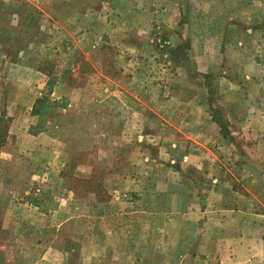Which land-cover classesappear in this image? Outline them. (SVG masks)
Masks as SVG:
<instances>
[{
	"label": "rangeland",
	"instance_id": "1",
	"mask_svg": "<svg viewBox=\"0 0 264 264\" xmlns=\"http://www.w3.org/2000/svg\"><path fill=\"white\" fill-rule=\"evenodd\" d=\"M119 2L131 6L140 0H0V264H40L41 261L79 264V250L70 249L75 244L79 249V240L94 239L81 228L91 231L93 226H98L99 220L94 215L97 212L132 210L131 200L141 194L131 191L129 182L134 174L152 183L160 178L179 176L168 170L166 164L171 161L168 154L164 159L160 157L163 166L154 163L146 168L138 163L135 169L141 170L134 172L131 165L137 158L133 152L146 151V143L132 139L129 133L131 127L136 129L137 126L128 122L130 118L121 123L127 133L126 139L120 142L116 139L118 124L105 122L103 111L92 105L96 100L118 98L121 88L118 84L128 87L132 79L131 73H122L123 78L120 77L121 72L116 67V62L121 66L120 55L124 60L129 54L136 56L137 52L124 49L115 38L120 35L112 28L120 16L118 7L114 8ZM147 3L155 4L152 8L159 11L154 13V19L150 12L139 17L143 22L149 18V25L150 20L154 25L153 31L150 29L153 42L145 44L141 50L145 51L142 56L146 58L145 67L155 64L152 73L155 78L150 86L153 93L149 96L155 99L161 96L164 80L171 88L172 81L167 76L174 78L173 72L185 65L184 78L192 86L188 95L194 94L196 89L207 112L224 122L226 130H243V126L247 130H262L264 0H147ZM163 5L170 6L168 11H162ZM88 9H91L90 14L86 13ZM121 15L126 17L124 13ZM193 47H199L204 61L222 62L223 69L213 73L198 72L193 64ZM148 56L153 57V62H149ZM132 65L137 67V61ZM100 68L113 81L101 76ZM211 68H214L212 64ZM163 70H169L165 71V77ZM238 70L247 72L239 74ZM234 79L243 89H248L252 100L241 112L228 104L231 101L226 90L229 93V88L237 86ZM59 83L64 84L59 91L62 97L50 93ZM179 83H183L182 78ZM65 85L75 89L64 88ZM104 88H109L110 92ZM124 94L130 98L128 91H120L119 97ZM43 97L57 100L59 105L70 103L71 98L88 102L90 107H86L84 113L70 114V108L45 104L39 116L34 115L33 105ZM241 114L246 121L244 124L229 121ZM155 116L156 129L162 134L166 126L161 124V117ZM39 121L44 130L34 134L32 127ZM227 141L245 151L256 149L246 151L243 156L236 149H223L219 156L221 173L231 177L234 183L239 182L233 174L240 172V176L237 175L240 179L241 174L254 173L251 184L258 183V179L261 182L264 171L257 164H264V155L257 149L260 145L255 144L256 140L235 137ZM153 148L149 151L157 156L159 151ZM206 173L209 172L199 173L201 182ZM70 191L82 200L70 203ZM63 197L68 198L67 202L65 200L67 215H70V205L77 216L90 213L86 219L75 216L72 228L75 222L82 227L72 235L70 218L41 211L60 203ZM162 205L158 204L160 208ZM166 206L175 211L176 205ZM119 218L112 216L107 221L113 227L129 221L135 226L139 222L140 228L146 226L145 218ZM152 221L161 233L169 228L174 231L178 225L174 218ZM165 243L166 240L156 237L155 252L147 254L150 262L176 263L172 253L165 250ZM96 256H92L93 260H98Z\"/></svg>",
	"mask_w": 264,
	"mask_h": 264
},
{
	"label": "crops",
	"instance_id": "2",
	"mask_svg": "<svg viewBox=\"0 0 264 264\" xmlns=\"http://www.w3.org/2000/svg\"><path fill=\"white\" fill-rule=\"evenodd\" d=\"M153 3L150 5L147 0H140L138 3L133 2V5L130 6L127 3L119 2L120 5L117 4L114 7H118L117 14L120 15L112 26L114 31H119L120 34L115 37L116 40L122 43L124 49H131L130 51L134 52L137 50L136 56L132 53L124 60L120 55L121 66L116 62V67L121 72L120 77H122V73H131L132 79L127 84L128 87L118 84L121 87L118 89V98L96 100L92 102V105H97L103 111L102 118L105 122L118 124L116 139L120 142L126 139L125 134L127 133L122 129L121 123L130 118L128 122L137 126L136 129L131 127L129 133H132V139L146 143V151L133 152L137 158L131 165L134 172L138 170L135 169L138 163L146 168L154 163L163 166L160 157L164 159L168 154L171 161L167 162L166 166L170 172L175 171L179 176L175 179L166 178L163 180L160 178L152 183L151 180L145 179L146 177H142L138 173L134 174L129 182L132 187L131 191H138L141 194L131 200L132 210L95 213L99 224L93 226L91 231L88 230L90 228H87L88 231L83 230L77 222L72 228L75 216L85 218L89 217L90 213L77 216L78 213L72 210L70 205V215H67L66 202L68 198L67 200L64 197L60 198V203L41 211L51 216L60 215L61 218L66 216L67 219L70 218L71 235L81 228L82 231L88 233L87 235L94 236L92 241L86 240V238L82 242L79 240V249L76 244L70 249V251L79 250L77 252L79 264H93V262L96 264H153L147 254L155 252L156 237L160 241L166 240L165 250L172 253L175 264L186 262H191V264H264V176L261 178V182L257 178L258 183L252 185L254 173H248L249 176L241 174L242 178L239 179L237 175L240 176V172H237L233 175L239 183H234L231 181V177L221 173L223 167L219 159L223 149L224 151L236 149L242 156L246 151L249 153L256 149L249 148L245 151L234 146L232 141H227L235 137L256 140L255 144L260 145L257 149L260 150L261 155H264V128L262 130H247L243 126V130L233 129L231 132L228 130V134L224 136L220 125L214 120V116L204 107L205 104L197 90L195 89L194 94L188 95L189 88L192 86L185 81V65H180L177 71L173 72L174 78L170 75L167 76L172 81L171 88L164 80L161 87L165 96L161 90V96H156L157 99L149 96V93H153L150 86L152 79L155 78L152 74L153 70L155 71V64H153L154 67L146 68V58L142 57L145 51L141 50H144L145 44L153 42L151 36L153 32L150 29L152 30L154 25L151 24L152 20L149 25V18L143 22L139 17L141 14L150 12L149 15L154 19V13H159V11L152 8L155 5ZM169 7V5H163L162 11H168ZM90 12L91 9H88L86 13L90 14ZM122 13L126 14V17H123ZM148 58L149 62H153V57L148 56ZM192 59L194 68L200 73H213V71L223 69L222 62L219 64L213 59L209 62L204 61L199 47L197 49L193 47ZM134 60L137 61V67L132 65ZM211 64L214 68L209 69ZM151 67H153L152 70ZM165 71H161L164 77L166 76ZM168 72L169 70L166 71V73ZM246 72L238 70L239 74ZM98 73L107 80L113 81L112 78L106 76L101 68ZM234 74L237 75V72ZM180 78H182V84L179 83ZM233 82L237 86H234V89L229 88V93L226 90L228 94L226 96L231 101L228 104L231 108L237 107L236 109L241 112L242 108L251 105L252 100L250 94H247L248 89L239 86L236 79ZM59 84L60 86L56 85L52 93L54 92L57 97H62L63 94L60 95L59 91L64 84ZM66 85L63 87L75 89ZM104 90L110 92L109 88H104ZM120 91L122 93L128 91L130 98H127L125 94L119 97ZM66 105L65 108H70V114L76 111L84 113L85 108L90 107L88 102L71 98L70 103L66 102ZM112 112L113 115H111ZM156 114L161 117V124L166 126V130L162 134L156 129ZM242 115L229 121L244 124L246 121ZM154 144L157 146H152ZM153 147L159 151L157 156L152 155L149 151V149L152 151ZM257 165L264 171V164L258 163ZM204 171L209 173L205 174V180L201 182L199 173ZM160 188L162 189L158 190ZM160 193L163 195L161 196ZM115 198L118 199V197ZM81 200L73 191H70V203H78ZM159 203L163 204L162 208L158 206ZM166 204L176 205L175 211L167 208ZM112 216L117 220L120 219L119 217L126 218L127 216L130 218L129 220L134 217L145 218L147 219L146 226L140 228L139 222L135 226L132 221H129L113 227L107 221ZM162 217L174 218L178 221L174 231L169 228L161 233L155 229L156 224L152 220L158 221ZM63 224L65 222H62ZM138 252H141L142 255H138ZM65 254L68 252L66 251ZM95 254H97L98 260H93L92 256ZM41 255L38 257L39 259ZM177 256L181 259H177ZM39 259L37 263H39ZM45 263L40 262V264ZM62 264L65 263L62 262Z\"/></svg>",
	"mask_w": 264,
	"mask_h": 264
},
{
	"label": "trees",
	"instance_id": "3",
	"mask_svg": "<svg viewBox=\"0 0 264 264\" xmlns=\"http://www.w3.org/2000/svg\"><path fill=\"white\" fill-rule=\"evenodd\" d=\"M50 93H52V88L50 89ZM45 104H46V106L52 105L54 107L60 106L62 108H65L67 106L66 103H62L59 105L57 100L51 101L48 97H43L41 99L38 98L33 105V109H32L33 114L39 116V113ZM44 108H45V106H44ZM212 115L214 116V120L217 121L218 124L220 125L222 134H224V136H226L228 134V130H226L224 122H222L215 114H212ZM40 121L36 124V126L32 127V131H33L32 133L37 134L38 132H41L44 130V127L41 124L42 121L41 122Z\"/></svg>",
	"mask_w": 264,
	"mask_h": 264
}]
</instances>
